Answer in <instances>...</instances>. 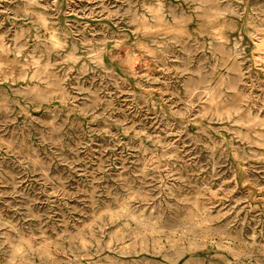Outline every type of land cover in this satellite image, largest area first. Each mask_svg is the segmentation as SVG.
<instances>
[{
	"label": "rangeland",
	"instance_id": "374dc122",
	"mask_svg": "<svg viewBox=\"0 0 264 264\" xmlns=\"http://www.w3.org/2000/svg\"><path fill=\"white\" fill-rule=\"evenodd\" d=\"M0 264H264V0H0Z\"/></svg>",
	"mask_w": 264,
	"mask_h": 264
}]
</instances>
